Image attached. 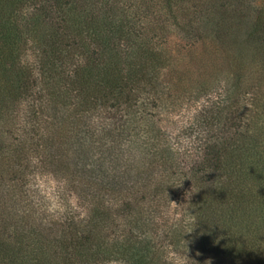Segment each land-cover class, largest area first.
<instances>
[{"label":"trees","instance_id":"obj_1","mask_svg":"<svg viewBox=\"0 0 264 264\" xmlns=\"http://www.w3.org/2000/svg\"><path fill=\"white\" fill-rule=\"evenodd\" d=\"M186 257L264 264V0H0V264Z\"/></svg>","mask_w":264,"mask_h":264},{"label":"rangeland","instance_id":"obj_2","mask_svg":"<svg viewBox=\"0 0 264 264\" xmlns=\"http://www.w3.org/2000/svg\"><path fill=\"white\" fill-rule=\"evenodd\" d=\"M36 168V167H35ZM35 175L32 177V189L33 191H40L38 194L43 196L44 200L41 203L35 202L36 204L40 205L43 209L42 211H45L48 214L55 215L56 209L59 207L61 201L58 198L57 195V188L59 185L58 180L56 178H53L50 175L42 174L43 172L39 169H34L33 172ZM69 201L71 202L72 199L69 198ZM42 204L45 206L43 207ZM109 264H121L119 262H111Z\"/></svg>","mask_w":264,"mask_h":264},{"label":"clouds","instance_id":"obj_3","mask_svg":"<svg viewBox=\"0 0 264 264\" xmlns=\"http://www.w3.org/2000/svg\"><path fill=\"white\" fill-rule=\"evenodd\" d=\"M187 259L188 257L181 259L179 264H186Z\"/></svg>","mask_w":264,"mask_h":264}]
</instances>
